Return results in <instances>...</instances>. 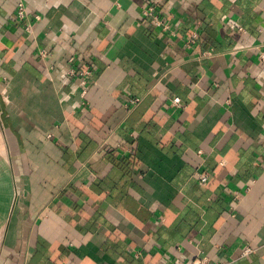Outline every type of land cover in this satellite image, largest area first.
Returning <instances> with one entry per match:
<instances>
[{
    "label": "crops",
    "instance_id": "1",
    "mask_svg": "<svg viewBox=\"0 0 264 264\" xmlns=\"http://www.w3.org/2000/svg\"><path fill=\"white\" fill-rule=\"evenodd\" d=\"M263 52L264 0H0V264H264Z\"/></svg>",
    "mask_w": 264,
    "mask_h": 264
},
{
    "label": "built area",
    "instance_id": "2",
    "mask_svg": "<svg viewBox=\"0 0 264 264\" xmlns=\"http://www.w3.org/2000/svg\"><path fill=\"white\" fill-rule=\"evenodd\" d=\"M154 3H159L161 0H153ZM155 4H149V6L145 9V15L151 17V21L153 24L157 25V26H162L164 29L167 28V25L163 22V20L158 16L157 13H155ZM26 16V8L25 5L21 2L18 6V11H17V17L19 19H23ZM242 29V28H240ZM199 36V33L195 30L194 33L192 34V36H190V38L186 41V45L187 46H191L194 42H196L197 38ZM40 54L43 57L48 56L47 52L45 50H42L40 52ZM262 59H264V52L261 54ZM92 66H87L86 69L80 71L79 76L81 77V84L83 86H87L88 83V79L92 76ZM69 73L71 75H75L77 73V71L75 69H70ZM86 92V89L83 91V93ZM140 99L139 98H134L132 99L130 102L132 105H136L138 103ZM173 104L177 107H183L185 106V104L182 103L181 98L180 97H174L173 98ZM198 181L200 184L205 185L208 183L209 179H210V174L208 171L206 170H200L198 172ZM250 250V248H247L244 253H248ZM192 264H228V262L226 261H221V260H213L207 256H203V255H198L194 258Z\"/></svg>",
    "mask_w": 264,
    "mask_h": 264
}]
</instances>
